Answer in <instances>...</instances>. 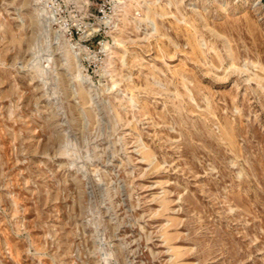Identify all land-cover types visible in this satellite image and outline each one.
<instances>
[{"label": "rangeland", "instance_id": "1", "mask_svg": "<svg viewBox=\"0 0 264 264\" xmlns=\"http://www.w3.org/2000/svg\"><path fill=\"white\" fill-rule=\"evenodd\" d=\"M37 4L0 0V264H264V0L87 41Z\"/></svg>", "mask_w": 264, "mask_h": 264}, {"label": "built area", "instance_id": "2", "mask_svg": "<svg viewBox=\"0 0 264 264\" xmlns=\"http://www.w3.org/2000/svg\"><path fill=\"white\" fill-rule=\"evenodd\" d=\"M87 1L83 4L80 0H38V6L53 27L70 37L80 36L87 41L97 33L96 24L106 25L104 22L114 13L116 0H95L93 14L89 13L92 2Z\"/></svg>", "mask_w": 264, "mask_h": 264}, {"label": "bare ground", "instance_id": "3", "mask_svg": "<svg viewBox=\"0 0 264 264\" xmlns=\"http://www.w3.org/2000/svg\"><path fill=\"white\" fill-rule=\"evenodd\" d=\"M80 1H82V3L83 4H87L88 3V1L87 0H80ZM134 3L135 2V0H116V2H115V6H114V13H113V15L110 17L111 19H112V17H114V16H117L116 15V12L120 9V7H122V6H127L126 4H131V3ZM38 5V4H37ZM39 7V6H38ZM39 9L44 13V11H43V9L41 8V7H39ZM110 18H108L104 23H106V25L109 23V21L111 20ZM120 44H118V46H119ZM120 46H122V45H120ZM103 49H104V51H109V48L107 47V46H105V47H103Z\"/></svg>", "mask_w": 264, "mask_h": 264}]
</instances>
